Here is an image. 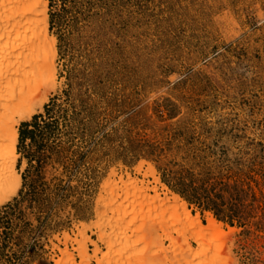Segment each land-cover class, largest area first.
<instances>
[{"label": "rangeland", "instance_id": "1", "mask_svg": "<svg viewBox=\"0 0 264 264\" xmlns=\"http://www.w3.org/2000/svg\"><path fill=\"white\" fill-rule=\"evenodd\" d=\"M48 13L58 85L35 114L36 141L18 147L23 185L0 207V264H57L66 248L82 264L84 224L89 254L101 248L90 264L116 261L93 226L113 172L178 194L204 224L213 213L230 232L205 237L213 264H264V0H49ZM153 210L127 216L132 264H186L195 235Z\"/></svg>", "mask_w": 264, "mask_h": 264}, {"label": "bare ground", "instance_id": "2", "mask_svg": "<svg viewBox=\"0 0 264 264\" xmlns=\"http://www.w3.org/2000/svg\"><path fill=\"white\" fill-rule=\"evenodd\" d=\"M48 12L49 0H0V207L16 197L23 185L22 173L18 168V160L21 157L18 151L19 127L22 122L29 121L36 113L44 110L51 92L55 91L58 85L57 40L49 32ZM148 173L155 177V181H159L155 170L150 169ZM116 177L117 174L113 172L104 187L108 197L103 194L100 196L99 205L102 207L98 206L99 219L93 223V226L99 229L96 232L101 240L107 244L110 252L113 254L116 250L121 264H132L130 255L133 251L136 252L134 248L136 245L127 241L129 237L126 231L127 216L134 210L135 205L145 201L153 207V211L162 215L161 217L166 214L170 215V219L177 225V230L184 226L187 231L186 234L195 235V240L201 246L194 248L187 242L186 251H181L179 254L184 256V260L188 264H193L195 259H199L198 263L200 264H213L211 262L213 256L210 258L209 254L207 255L205 249L202 248L205 245V237L215 235L217 240L223 241L230 235V232L225 231L223 224L215 218L213 213H208V224H204L199 215L192 214L187 202L178 194L168 190L162 195L157 186L150 188L144 184V180L140 181L130 175L128 179H124L123 176L118 179ZM163 186L168 189L166 185ZM150 190L155 191V194H150ZM109 210L113 212L112 216L108 215ZM144 211L146 210L144 209ZM147 211L150 212V210ZM116 217L118 218L116 219ZM108 225L112 230L111 232H115L113 240L106 233ZM163 229L166 231L167 238L175 244L173 232L169 231L166 226H163ZM87 230L88 227L84 224L79 232L82 240H79L78 250L82 257V264H90L92 257L101 251L98 244L93 241L96 244V252L94 256L89 254L88 241L90 236ZM67 237L70 239L71 236L67 234ZM121 237L126 238L125 241L128 245L117 242ZM115 243L118 244L117 247H115ZM119 245L120 247H118ZM224 246H221V249H224ZM164 250L162 248L161 251ZM63 254L64 257H61L62 259L58 260L57 264H66L67 262L76 264L75 257L69 248L64 249ZM150 254L154 257L157 256L152 251ZM109 256L108 254L105 257L109 258ZM152 256L151 259L154 258ZM118 259L111 263L119 264ZM103 260L102 258L97 259L99 264H102ZM230 261L228 262L230 263ZM181 262L177 263L181 264ZM111 263L109 262V264ZM45 264L50 263L45 261ZM159 264L162 263L159 262Z\"/></svg>", "mask_w": 264, "mask_h": 264}, {"label": "trees", "instance_id": "3", "mask_svg": "<svg viewBox=\"0 0 264 264\" xmlns=\"http://www.w3.org/2000/svg\"><path fill=\"white\" fill-rule=\"evenodd\" d=\"M48 108L49 107L46 106V109H48ZM39 116L40 115H38V114L35 115L34 116V121L32 123H30L28 121H25V122L22 123L24 127L20 130V142H19V145H18V147L20 149V152H22V146L25 143L26 139H30L32 142L33 141H36L37 132H39L40 131V128H41V124L38 121V117ZM46 126L47 127L54 126V123L53 122H51V123L50 122H47L46 123ZM28 158H29V164H30L29 167H31V164L33 162L32 161L33 160L32 155L31 156L28 155ZM17 201L18 200L16 199V202ZM10 205H13V203H10Z\"/></svg>", "mask_w": 264, "mask_h": 264}]
</instances>
